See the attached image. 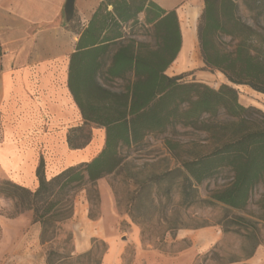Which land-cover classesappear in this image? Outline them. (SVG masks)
<instances>
[{"label":"trees","instance_id":"1","mask_svg":"<svg viewBox=\"0 0 264 264\" xmlns=\"http://www.w3.org/2000/svg\"><path fill=\"white\" fill-rule=\"evenodd\" d=\"M204 4L198 41L205 66L232 84L264 94V30L259 27L264 0H204ZM242 6L250 13L257 11L256 24L243 18ZM78 34L68 84L83 124L70 129L67 141L73 149L85 148L92 142L93 130L100 128L104 141L89 160L53 176L46 175L41 158L35 189L14 181L1 190L33 212L34 222L42 227L41 243L55 242L63 231L73 215L77 191L88 187L89 195L99 198L97 182L124 165L125 150L178 127L204 133L205 144L199 146L204 150H197L196 143L183 157L179 142L165 139L178 163L152 178V184L161 188L172 181L167 188L171 194L174 181L181 178L186 206L199 201L223 205L238 212L237 223L247 227L250 220L243 213L257 187L264 186V112L243 105L229 83L214 88L184 81V74L166 73L183 45L177 9H166L154 0H102ZM85 128L88 135L83 134ZM81 137L86 139L81 142ZM212 180L216 188L202 200L199 189ZM261 208L259 219L264 222V194ZM69 238L72 242V233ZM97 242L104 246V257L108 244L94 238L91 249L82 254H75L74 248L52 247L48 264H85L95 254Z\"/></svg>","mask_w":264,"mask_h":264},{"label":"rangeland","instance_id":"2","mask_svg":"<svg viewBox=\"0 0 264 264\" xmlns=\"http://www.w3.org/2000/svg\"><path fill=\"white\" fill-rule=\"evenodd\" d=\"M101 1L77 0L75 16L70 23L65 22L62 11V15L54 23L48 26L40 24L38 27L52 28L61 25L77 32L87 23L92 11ZM157 1L166 7L177 9L181 30L183 34L184 29L189 31L192 40L190 46L185 45V59L179 55L168 69V75L184 74V81L197 80L214 88L229 83L238 90L243 105L255 106L264 112V94L247 85L232 84L224 74L205 66L198 41V24L204 9V0ZM11 3L12 0H0V13L5 15V22L10 19L8 12L12 7ZM241 14L249 23L256 24L257 11L250 13L242 6ZM260 20L259 27L264 30V17L260 16ZM5 49L2 46L0 48V69L5 64ZM46 51L51 53L50 48H46ZM2 119L0 114V131L3 128ZM44 129L46 133L53 131L48 125ZM88 131L89 128H85L83 134L88 135ZM96 134L98 135V129L93 130L95 150L103 142L102 133L99 136ZM205 137L204 133L178 127L175 131L149 137L144 144L125 150L124 165L115 174L97 182L100 195L98 199L93 194L89 195L88 187L74 194L73 215L64 224V229L58 234L55 242L50 244L41 243L42 227L39 222H34L33 212L25 210L16 198L1 191L9 187L8 182L14 181L35 189L37 183L33 184L31 173L17 172L12 176L0 171V264H48V253L52 247L61 248V251L64 248L72 250L75 249L76 239L89 238L92 243V240L97 238L107 243L109 236H115L117 241L121 242L131 237L135 228L141 233L142 246L146 251L143 256L146 261L151 262L167 255L172 258L169 261L172 264H264V222L259 219L263 215L261 200L264 186L257 187L250 206L246 213H243L250 220L245 227L236 221L238 212L228 211L223 205L199 201L193 206H186L180 193L181 178L174 181L171 194L167 188L172 181L164 183L161 188L151 182L152 178L175 168L178 163L166 147L165 139L179 142V151L186 157L187 150H191L196 143L197 150H204V147L199 146L205 144ZM85 139L81 137L80 141ZM16 145L18 144H7L6 149ZM40 149L46 150L44 146ZM214 188L215 180L203 184L199 189L202 200L206 199L208 192ZM210 228L220 232L212 235L214 241L208 249H205V246L201 253L196 254L193 240ZM181 229L192 230V237L189 235L185 239H177ZM69 233H72V242ZM95 249V254L85 264L101 263L104 246L97 242ZM252 253L254 257L247 260ZM135 255V245L130 243L123 254L124 264H132Z\"/></svg>","mask_w":264,"mask_h":264},{"label":"crops","instance_id":"3","mask_svg":"<svg viewBox=\"0 0 264 264\" xmlns=\"http://www.w3.org/2000/svg\"><path fill=\"white\" fill-rule=\"evenodd\" d=\"M65 1L12 0L8 22L0 13V46L6 48L5 64L0 69V114L4 120L0 131V171L12 176L28 171L34 185H38L36 169L41 158L45 161L46 175L53 176L94 155L95 137L82 149L71 148L67 141L70 129L83 124L81 111L68 84L70 58L79 40L78 31L61 25L38 27L54 23L62 15ZM154 1L166 9H173ZM183 39L185 45L184 34ZM46 48H50L51 53ZM46 125L53 131L46 133ZM101 133L104 141L103 129H98L96 135ZM21 142L24 145L20 146ZM7 144L18 145L6 149ZM41 146L46 150L41 151ZM191 231L181 229L176 238L185 239L191 236ZM218 233L210 228L194 239L196 254L205 246L208 249L214 241L212 235ZM106 241L108 250L102 264H124L123 254L130 243L136 248L132 264H172L169 263L172 258L167 255L146 261L141 233L136 228L127 240L118 242L115 236H109ZM91 244L89 238L76 239V253L88 251Z\"/></svg>","mask_w":264,"mask_h":264},{"label":"water","instance_id":"4","mask_svg":"<svg viewBox=\"0 0 264 264\" xmlns=\"http://www.w3.org/2000/svg\"><path fill=\"white\" fill-rule=\"evenodd\" d=\"M76 2L77 0H66L64 4V16H65V22L70 23L76 12Z\"/></svg>","mask_w":264,"mask_h":264},{"label":"bare ground","instance_id":"5","mask_svg":"<svg viewBox=\"0 0 264 264\" xmlns=\"http://www.w3.org/2000/svg\"><path fill=\"white\" fill-rule=\"evenodd\" d=\"M184 36H185V45L190 46V42L192 41L190 32L184 29ZM185 45H184V49H185ZM184 49L183 52L181 53L182 59L183 58L185 59Z\"/></svg>","mask_w":264,"mask_h":264},{"label":"built area","instance_id":"6","mask_svg":"<svg viewBox=\"0 0 264 264\" xmlns=\"http://www.w3.org/2000/svg\"><path fill=\"white\" fill-rule=\"evenodd\" d=\"M0 48H1V46H0Z\"/></svg>","mask_w":264,"mask_h":264}]
</instances>
